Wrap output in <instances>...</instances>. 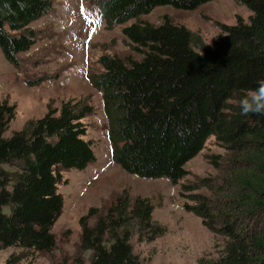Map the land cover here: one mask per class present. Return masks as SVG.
<instances>
[{
	"label": "trees",
	"instance_id": "trees-1",
	"mask_svg": "<svg viewBox=\"0 0 264 264\" xmlns=\"http://www.w3.org/2000/svg\"><path fill=\"white\" fill-rule=\"evenodd\" d=\"M211 0H95L107 28L124 25L159 6L193 10ZM248 21L220 25L213 44L178 24L132 22L121 28L139 59L98 58L92 80L101 94L111 158L141 178L187 174L185 164L213 136L225 150L212 161L217 180L182 185L183 209L223 238L215 258L195 264H264V115H241L242 96L264 79V0H235ZM53 9L52 0H0V52L17 68L36 41L30 26ZM90 106L66 101L5 135L15 106L0 100V249L50 252L61 213V169L83 170L96 159L82 119ZM220 159V157H217ZM214 182V183H212ZM199 187L208 195L193 193ZM187 194H186V193ZM146 197L118 196L91 207L80 220L78 249L87 264H141L130 239L153 241L163 228ZM11 257L5 264H17Z\"/></svg>",
	"mask_w": 264,
	"mask_h": 264
},
{
	"label": "rangeland",
	"instance_id": "rangeland-1",
	"mask_svg": "<svg viewBox=\"0 0 264 264\" xmlns=\"http://www.w3.org/2000/svg\"><path fill=\"white\" fill-rule=\"evenodd\" d=\"M52 1L53 9L30 26L37 34L36 41L20 54L19 67L9 64L0 52V100H6L16 110L5 135L19 130L28 120L41 117L48 108L58 109L66 101L79 102L92 109L82 122L96 159L83 170H60L58 191L63 207L51 229L54 248L42 253L3 248L0 264L11 257L18 259L17 264H87L89 252L78 249L79 220L91 207L100 208L118 196L148 198L153 205L152 219L164 230L150 242L132 235V251L141 264H195L200 258H215L222 249L223 238L208 231L197 216L183 209L185 201L191 202L179 193L182 185L196 184L200 179L215 182L219 173L212 161L222 163L224 148L209 136L202 150L185 164L187 174L175 185L166 178H141L123 171L111 158L101 94L91 80L102 71L98 63L102 55L116 56L124 62L140 58L121 33L124 25H158L166 19L195 32L211 45L221 32V24L232 25L238 19L247 22L251 12L235 0H211L193 10L159 6L124 25L107 28L95 0ZM193 193L208 195L209 191L199 187Z\"/></svg>",
	"mask_w": 264,
	"mask_h": 264
},
{
	"label": "clouds",
	"instance_id": "clouds-1",
	"mask_svg": "<svg viewBox=\"0 0 264 264\" xmlns=\"http://www.w3.org/2000/svg\"><path fill=\"white\" fill-rule=\"evenodd\" d=\"M241 115H264V79L258 87L242 96L239 103Z\"/></svg>",
	"mask_w": 264,
	"mask_h": 264
},
{
	"label": "built area",
	"instance_id": "built-area-1",
	"mask_svg": "<svg viewBox=\"0 0 264 264\" xmlns=\"http://www.w3.org/2000/svg\"><path fill=\"white\" fill-rule=\"evenodd\" d=\"M62 80H63V78L59 79V82H60V84H62V83H63V81H62Z\"/></svg>",
	"mask_w": 264,
	"mask_h": 264
},
{
	"label": "snow or ice",
	"instance_id": "snow-or-ice-1",
	"mask_svg": "<svg viewBox=\"0 0 264 264\" xmlns=\"http://www.w3.org/2000/svg\"><path fill=\"white\" fill-rule=\"evenodd\" d=\"M82 11H83V9H82Z\"/></svg>",
	"mask_w": 264,
	"mask_h": 264
}]
</instances>
